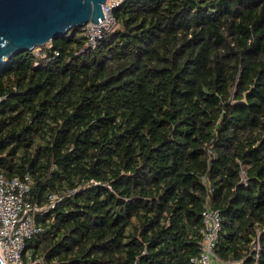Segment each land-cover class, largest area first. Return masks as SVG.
Wrapping results in <instances>:
<instances>
[{
    "label": "trees",
    "instance_id": "trees-1",
    "mask_svg": "<svg viewBox=\"0 0 264 264\" xmlns=\"http://www.w3.org/2000/svg\"><path fill=\"white\" fill-rule=\"evenodd\" d=\"M0 67V175L30 181L26 264H264V0H126Z\"/></svg>",
    "mask_w": 264,
    "mask_h": 264
},
{
    "label": "built area",
    "instance_id": "built-area-1",
    "mask_svg": "<svg viewBox=\"0 0 264 264\" xmlns=\"http://www.w3.org/2000/svg\"><path fill=\"white\" fill-rule=\"evenodd\" d=\"M126 0H107L103 15L98 22H88L83 28L86 45L94 47L106 31L116 25L114 8ZM30 181L20 177L7 178L0 175V257L3 264H26V243L43 230L36 220L41 207L30 196ZM202 244L198 255L192 258L200 264H232L221 259L216 251L222 228L221 214L210 205L202 212Z\"/></svg>",
    "mask_w": 264,
    "mask_h": 264
},
{
    "label": "water",
    "instance_id": "water-1",
    "mask_svg": "<svg viewBox=\"0 0 264 264\" xmlns=\"http://www.w3.org/2000/svg\"><path fill=\"white\" fill-rule=\"evenodd\" d=\"M106 1L0 0V67L17 53L42 48L74 28L98 22Z\"/></svg>",
    "mask_w": 264,
    "mask_h": 264
},
{
    "label": "rangeland",
    "instance_id": "rangeland-1",
    "mask_svg": "<svg viewBox=\"0 0 264 264\" xmlns=\"http://www.w3.org/2000/svg\"><path fill=\"white\" fill-rule=\"evenodd\" d=\"M48 44V43H47Z\"/></svg>",
    "mask_w": 264,
    "mask_h": 264
}]
</instances>
